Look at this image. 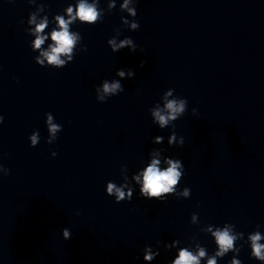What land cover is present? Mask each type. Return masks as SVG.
Wrapping results in <instances>:
<instances>
[{
    "label": "clouds",
    "instance_id": "9594fccd",
    "mask_svg": "<svg viewBox=\"0 0 264 264\" xmlns=\"http://www.w3.org/2000/svg\"><path fill=\"white\" fill-rule=\"evenodd\" d=\"M139 0H122L119 5L121 12H126L127 17L121 16V24L123 28L129 31H137L140 28L139 22L135 19L137 16L136 4ZM29 5H35V11L29 13L27 19L28 27L25 29L28 35L34 37L30 42L33 52H37L33 59L40 67L53 69L65 68L75 58L77 50L81 52L87 51V45L82 43L83 37L79 31H73L72 26L79 22L89 26L101 23L106 12L110 13L116 8V0H106L107 8L100 7L101 0H75L74 3H68L62 12L55 14L49 18L48 6L44 2L38 0H27ZM43 14V15H42ZM128 17H131L129 19ZM21 23H24L21 20ZM49 25H54L50 31H47ZM115 35L107 40V45L113 53H117L125 48L135 53L139 46L131 37L118 39L122 34V29H115ZM50 41L47 47H42ZM143 53V49L139 48ZM145 61L140 62V67L144 66ZM116 77L112 80L104 79L95 87L96 100L100 103L107 102L113 96H117L125 91L121 81L125 79L135 78L133 69L119 68L116 70ZM175 89L169 88L163 92L160 101L156 102L148 109L152 123L163 130L171 128V134L168 137V147H183L185 138L177 136L175 131V121L180 119L188 111V100L174 95ZM192 114L198 115L197 109L193 108ZM4 116L0 114V124H3ZM45 125L48 132L46 143L52 144L58 133L63 130V125L56 123L52 113H45ZM30 147H36L40 142V133L38 130L33 131L28 137ZM151 143L154 145H162L164 143L163 136H155ZM167 149L153 147L148 153V160L144 166L131 176L128 175L129 169L123 166L121 169L122 183L117 184L114 181L106 182V195L114 198V202H131L134 193L137 191L138 197L146 200H155L165 203L169 196L177 199H188L191 197V189L189 187L180 188V182L185 174V165L179 158H173L165 155ZM55 157L57 153L51 152ZM10 169L0 164V179L7 177ZM190 224L200 225L199 213L194 212L190 217ZM260 225L256 226V230L247 234L236 231V225L225 222L222 226L206 225L200 227V232L208 234L214 240L216 250L209 254L206 247L202 246L195 236H193L187 246H180L182 241L172 240L171 243H164L163 247L166 251L177 249L176 255L168 264H218V261L224 258L230 252L233 253L229 264H242L238 259V255L243 244H237L243 241L248 244L251 252L250 257L264 264V233L260 231ZM62 238L66 241L71 239L72 232L65 227L61 230ZM159 244L155 247L145 245L142 249L143 261L145 264H151L159 255Z\"/></svg>",
    "mask_w": 264,
    "mask_h": 264
}]
</instances>
